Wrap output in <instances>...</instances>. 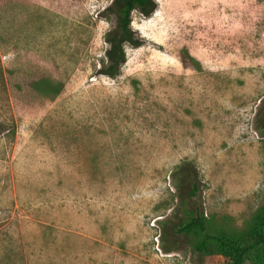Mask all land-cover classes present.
Returning a JSON list of instances; mask_svg holds the SVG:
<instances>
[{"label": "rangeland", "instance_id": "374dc122", "mask_svg": "<svg viewBox=\"0 0 264 264\" xmlns=\"http://www.w3.org/2000/svg\"><path fill=\"white\" fill-rule=\"evenodd\" d=\"M122 3L0 0V264H210L184 161L219 225L264 203V0Z\"/></svg>", "mask_w": 264, "mask_h": 264}, {"label": "trees", "instance_id": "16d2710c", "mask_svg": "<svg viewBox=\"0 0 264 264\" xmlns=\"http://www.w3.org/2000/svg\"><path fill=\"white\" fill-rule=\"evenodd\" d=\"M149 0H123L118 12V23L126 33L132 23V12L143 8ZM188 58L190 54L184 53ZM37 85V83L35 84ZM63 83H54V93H59ZM1 130V129H0ZM173 183L178 195L189 207L185 215L173 225L175 233L190 239L192 253L210 264H264V203L243 228L219 225L204 213L200 179L195 167L188 161L176 165ZM163 223V220H159ZM164 249L168 250L165 243Z\"/></svg>", "mask_w": 264, "mask_h": 264}]
</instances>
